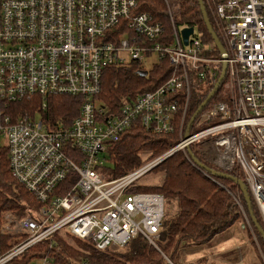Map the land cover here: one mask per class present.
I'll use <instances>...</instances> for the list:
<instances>
[{"label": "built area", "instance_id": "obj_1", "mask_svg": "<svg viewBox=\"0 0 264 264\" xmlns=\"http://www.w3.org/2000/svg\"><path fill=\"white\" fill-rule=\"evenodd\" d=\"M163 1L170 35L160 18L141 10L142 0H0V134L14 180L38 204L27 217L5 216L1 234L10 240L0 264H14L42 243L54 250L56 237L100 251L144 238L161 252L167 200L135 189L178 152L217 182L189 154L200 143L210 145L208 160L221 172L243 175L264 219V0H204L226 59L196 28L185 46L181 30L189 26L175 22L181 0ZM153 54L169 63V76L115 112L103 106L105 72L136 63L149 73L143 63ZM224 62L228 92L198 115L193 125L201 126L186 139L194 91L210 93ZM60 96L80 102L70 124L47 116L49 100ZM35 99L40 104L32 115L6 112ZM138 126L179 141L161 157L111 178L105 168L110 146ZM36 260L60 264L51 256L29 264Z\"/></svg>", "mask_w": 264, "mask_h": 264}, {"label": "trees", "instance_id": "obj_2", "mask_svg": "<svg viewBox=\"0 0 264 264\" xmlns=\"http://www.w3.org/2000/svg\"><path fill=\"white\" fill-rule=\"evenodd\" d=\"M141 4L142 11L160 18L165 24L167 34H172L171 20L165 14L166 5L163 0H142ZM177 7L178 10L175 14L177 25L196 28L202 33L203 42L212 44L213 39L204 23L198 0H181ZM206 9L216 32L212 15L207 7ZM140 73V66L136 63L107 70L103 76L102 92L99 96L102 105L115 112L125 100H132L144 91L155 89L169 76L170 65L165 61L161 65L155 66L147 76H141ZM198 91L200 89L194 91L188 120L191 119L209 94V91L203 93ZM214 99L215 96L211 102ZM39 104L40 100L38 99L24 101L17 105L8 106L6 112L16 117L19 114L29 113L37 109ZM79 108L80 102L77 98L55 97L49 100L47 116L52 122L62 120L70 124L79 114ZM176 137L178 136L153 134L139 126L129 130L117 144L110 146L108 150L106 159L112 165L110 177H120L140 167L142 163L141 154L146 153L150 154V157H155L165 152L177 141ZM189 151L204 166L221 172L220 169L210 163L207 153H204L200 146H193ZM0 171V177L9 181L8 184H3V190L0 191V212L24 210L18 204L20 201H31L34 204V209H36L38 204L34 196L18 184L10 172L6 147L0 150ZM157 171L164 172L163 183L149 188L138 186L135 191L159 193L165 197L167 204L171 201L177 203L178 211L174 216L167 218L168 214L166 213L158 239L159 250L173 263L179 258L182 248L189 250V248L209 245L218 235L229 230L239 219V209L234 203L230 191L236 189L240 193L244 206L248 210L243 194L234 182L214 176L216 182L207 177L182 152L166 159ZM230 175L243 179V175L237 170L231 172ZM8 193L12 198H9ZM252 203L254 216L264 230L262 216L253 198ZM25 210L20 218L29 215L28 210ZM9 240L8 237L0 234V252H5L9 248ZM65 241L56 237L57 248L51 251L47 242L42 243L29 251L21 260H16L14 264H29L39 256H51L60 264H167L161 252L151 246L144 238L130 242L124 249L111 248L105 251L96 249L88 242L74 240L77 245L75 248L69 246ZM59 247L61 252L58 251Z\"/></svg>", "mask_w": 264, "mask_h": 264}, {"label": "rangeland", "instance_id": "obj_3", "mask_svg": "<svg viewBox=\"0 0 264 264\" xmlns=\"http://www.w3.org/2000/svg\"><path fill=\"white\" fill-rule=\"evenodd\" d=\"M158 63H159V56L157 54H153L152 56L146 57L143 66L147 71H151L155 66L161 65L160 63L159 64ZM227 90H228L227 81H225L220 91L215 96L214 102L216 103L224 99L225 94L228 92ZM33 111L34 110L29 112L28 114L32 115ZM195 124L192 127V131L198 130V128H200L201 126ZM176 138L177 141L174 142L173 146H171L168 150L155 157H150L149 156L150 154H146V153L141 154L142 163L140 166L156 158L161 157L167 151L172 149L179 141V138L178 137ZM5 146H6V139L2 134H0V150L5 148ZM198 146H200L201 150L204 153L205 152L207 153V158H208L209 154L211 153V149H209L210 145L207 143H203V144L200 143L198 144ZM158 167L154 169L151 173L141 178L138 183V186L142 188H149L163 183L165 174L164 172L157 171ZM105 168L112 169V165L108 163L106 164ZM0 175H1V171H0ZM3 179L0 177V191L3 190V184L6 185L9 183V181ZM238 190L240 191L239 188ZM229 193H231V195L233 196L234 203L239 209V213H240L239 219L236 220L234 225L230 227L229 230H226L220 235H218L217 238L214 239L213 242H211L209 245L203 247L189 248V250L187 248H182V250H180L182 254L180 252L179 258L175 260L176 264H190V263L191 264H264V241L262 240V237L259 235L257 229L255 228V225L253 224L252 219L249 216L248 210L244 206L240 193H238L236 189H234L232 192L230 191ZM8 196L9 198H12L9 193ZM28 199L31 200L29 197ZM18 204L24 210L20 212H18L19 209L17 211L7 210L0 212V234H1V227L2 225L5 224V216L7 214L8 215L12 214L17 219H20L21 215L26 211L25 209H31V210L34 209V204L31 201H20ZM177 207L178 206L175 201H171L168 204H166V209L168 211L167 218L172 217L176 214V212L178 211ZM262 221L264 224L263 218ZM62 240H66L65 242H67L69 246L77 248V245L74 243V240L72 239H62ZM58 251L61 252L60 247ZM34 262L35 264H39L38 260Z\"/></svg>", "mask_w": 264, "mask_h": 264}, {"label": "water", "instance_id": "obj_4", "mask_svg": "<svg viewBox=\"0 0 264 264\" xmlns=\"http://www.w3.org/2000/svg\"><path fill=\"white\" fill-rule=\"evenodd\" d=\"M198 3H199V7H200V10H201L202 16H203L204 23L206 25V28H207L209 34L211 35V37L213 39V42L215 43L216 47L218 48V50L221 53V55L223 56V58L226 59L225 49L223 48L222 42H221L220 38L218 37V35L216 34V32L214 31V28H213V26L211 24V21H210V18L208 16V12H207V9H206V6H205V2H204V0H198ZM193 32H194V28L193 27L184 28V29L181 30V36H182V40H183V43H184L185 46H187L189 44V38L193 34ZM227 69H228V65H227L226 62H224L223 65H222L221 75H220V77L218 79L217 84L215 85L213 90L208 94L207 98L198 107V109L194 112V114L192 115L190 121L188 122L187 129H186V132H185V138L186 139L190 137V132H191L192 125L195 122V120L198 117V115L208 106V104L213 100L214 96L216 95V93L221 88V86H222V84H223V82L225 81V78H226ZM147 74L148 73L146 71L140 73L141 76H147ZM189 154L192 156L190 151H189ZM193 159H194V162H195V164L197 166H199L201 169H204L206 172H208L212 176L219 177V178H222V179L231 180L232 182H234L236 184V186H238V188L242 192L244 200H245V202H246V204L248 206V210H249L252 222L255 225V228L257 229L259 235L262 237V240L264 241V230L262 229V227L260 226V224L258 223L257 219L254 216L252 197L249 194V191H248V189L246 187L245 181L243 179L236 178V177H234V176H232V175H230L229 173H226V172L214 171V170L204 166L203 164H201L194 157H193Z\"/></svg>", "mask_w": 264, "mask_h": 264}, {"label": "bare ground", "instance_id": "obj_5", "mask_svg": "<svg viewBox=\"0 0 264 264\" xmlns=\"http://www.w3.org/2000/svg\"><path fill=\"white\" fill-rule=\"evenodd\" d=\"M219 37V36H218ZM214 43V42H213ZM190 121V120H189Z\"/></svg>", "mask_w": 264, "mask_h": 264}]
</instances>
